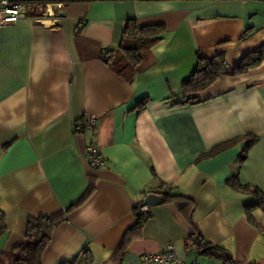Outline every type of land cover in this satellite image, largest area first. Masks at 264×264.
Wrapping results in <instances>:
<instances>
[{
    "label": "crops",
    "instance_id": "crops-1",
    "mask_svg": "<svg viewBox=\"0 0 264 264\" xmlns=\"http://www.w3.org/2000/svg\"><path fill=\"white\" fill-rule=\"evenodd\" d=\"M27 4L26 20L0 27V255L24 242L31 217L62 212L42 264H86L85 252L92 264H155L145 257L171 243L187 263L221 264L191 245L197 231L240 263L264 264V206L227 185L237 177L264 194V62L174 105L198 56L234 68L264 44V0L77 1L54 28L40 24L45 4ZM129 20L165 32L127 78L101 55ZM89 117L102 168L85 160L91 132L73 129ZM246 136L257 139L249 148ZM168 187L188 206L152 207L139 226L142 196Z\"/></svg>",
    "mask_w": 264,
    "mask_h": 264
},
{
    "label": "trees",
    "instance_id": "trees-1",
    "mask_svg": "<svg viewBox=\"0 0 264 264\" xmlns=\"http://www.w3.org/2000/svg\"><path fill=\"white\" fill-rule=\"evenodd\" d=\"M27 2L45 5L50 3H70L69 1L53 2L48 0ZM164 32L165 27L163 25L141 27L136 20H129L124 28L118 49L103 53L101 58L119 75L128 78L134 74L135 69L142 61L141 50L156 42ZM263 62L264 44L245 56L234 68L227 64L224 55H217L212 58L198 56L195 72L183 83L185 97L175 102L174 105L197 103L199 102L197 95L219 78L247 74L250 70L262 65ZM242 138L249 139L247 148L257 140L251 136ZM242 138H236L216 145L207 156L215 155L234 146ZM227 185L235 191L254 194L259 198L260 204L264 206V194L259 189L242 185L237 177L230 179ZM161 195L160 197H162L164 204L177 202L188 206V203H190L185 196L179 194L172 187H168L167 192ZM66 216L67 213L59 212L47 216L31 217L27 222L24 242L11 252L0 255V264H42L43 254L51 243L56 229L66 221ZM150 216L145 217L137 212V224L139 226L143 225ZM5 229V215L0 211V237L5 232ZM189 241L204 258L216 260L221 264H243L236 261L227 250L205 241L199 231ZM84 254H86V264H92L91 256L86 252Z\"/></svg>",
    "mask_w": 264,
    "mask_h": 264
},
{
    "label": "built area",
    "instance_id": "built-area-1",
    "mask_svg": "<svg viewBox=\"0 0 264 264\" xmlns=\"http://www.w3.org/2000/svg\"><path fill=\"white\" fill-rule=\"evenodd\" d=\"M63 7L62 3H50L44 6L43 18L40 21L42 26L51 28L58 26V10ZM32 9V8H31ZM30 5L21 0H0V27L14 25L20 21L26 20L31 11ZM95 119L89 117L83 121H77L73 124L75 133L91 132V138L86 148L85 160L93 168H102L107 166V161L103 157L95 136ZM148 194L142 196L141 202L137 206V212L145 217L151 215L152 207L147 203ZM145 260L155 264H201L199 262L187 263L180 259L175 244L171 243L165 251H160L147 255Z\"/></svg>",
    "mask_w": 264,
    "mask_h": 264
},
{
    "label": "water",
    "instance_id": "water-1",
    "mask_svg": "<svg viewBox=\"0 0 264 264\" xmlns=\"http://www.w3.org/2000/svg\"><path fill=\"white\" fill-rule=\"evenodd\" d=\"M24 2L27 1H47V0H21ZM48 1H53V2H61V1H69V2H76V1H87V0H48ZM64 9V7H61L58 12H61ZM62 17L64 15H61ZM147 203L150 207H156L159 206L163 203V199L162 197H160L159 195L155 194V193H151L148 194L147 196Z\"/></svg>",
    "mask_w": 264,
    "mask_h": 264
}]
</instances>
